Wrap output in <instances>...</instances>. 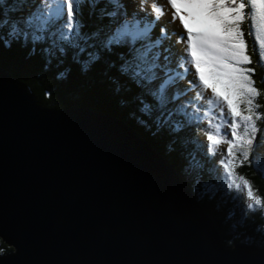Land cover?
Segmentation results:
<instances>
[{
    "label": "water",
    "instance_id": "water-1",
    "mask_svg": "<svg viewBox=\"0 0 264 264\" xmlns=\"http://www.w3.org/2000/svg\"><path fill=\"white\" fill-rule=\"evenodd\" d=\"M209 216L122 120L42 107L0 67V264H264Z\"/></svg>",
    "mask_w": 264,
    "mask_h": 264
},
{
    "label": "snow or ice",
    "instance_id": "snow-or-ice-1",
    "mask_svg": "<svg viewBox=\"0 0 264 264\" xmlns=\"http://www.w3.org/2000/svg\"><path fill=\"white\" fill-rule=\"evenodd\" d=\"M97 3L98 0H92L90 6L95 8ZM168 3L176 10L173 20L179 18L187 32L186 41L183 34L177 38V43H186L187 47L184 53L179 55L175 68L170 66L171 50H161L164 41L171 39L167 30L162 27L160 35L155 40L152 39V31L164 14L163 9L155 4L154 19L140 20L135 15L129 19L125 15L121 20L120 10L124 5L120 0H108L105 8L111 7L113 10H102V15L112 18L115 27L109 26L107 32L97 30L91 34H82L80 10L83 0H41L26 17L13 19L8 11H0V29L7 28V33L0 35V43L7 48L14 41H31L35 45L51 39L54 47L67 45L79 49V53H84L87 47H93L88 43L93 39L98 40L100 46L107 51H112L113 47L127 46L131 55L128 59L121 55L123 63L119 71L143 90V93L135 98L141 105L139 111L152 120L158 131L167 128L169 131L179 132L185 126L184 121L191 125L202 119L200 112H189L187 104L177 103L191 90L178 87L179 81L185 79L190 71L187 67L190 62L196 69L201 87L205 90L211 89L212 99H208V105L223 104L227 108V116L231 118V139L220 137L219 130L216 134L207 133L206 139L209 143L206 148L214 153L219 143L228 144L227 157L220 161L228 177V187L239 189L242 185L251 201L246 208L254 211L257 206H264V199L254 194L247 179L235 175L234 168L248 161L256 133L260 130L256 121L264 118V113L257 111L260 105H257L256 99L261 90L255 87L252 79L255 69L246 67L251 63V57L247 54V43L241 28L244 20L248 19L244 10L250 6L254 10V22L251 25L254 29L253 39L255 45L264 50V0H249L248 5L244 0H181L179 4L177 0H168ZM189 20L200 27L194 31L189 26ZM60 51L64 52L65 48L61 46ZM98 59L97 53L89 52L88 60L83 62V69L88 70ZM258 63H264V56ZM202 66L208 69V78L201 70ZM60 76L63 77L64 73H60ZM209 78L213 83L208 82ZM189 83L193 84L191 81ZM217 84L222 85L223 92L218 91ZM144 95L150 96L154 103L145 101ZM197 98H201L199 93ZM188 103L191 104L192 101ZM170 104L175 106L169 107ZM221 115L223 116V109ZM140 122L149 126L146 120ZM241 127L242 133L238 132ZM261 218L264 219V212L261 213ZM0 255H3L2 249Z\"/></svg>",
    "mask_w": 264,
    "mask_h": 264
},
{
    "label": "trees",
    "instance_id": "trees-1",
    "mask_svg": "<svg viewBox=\"0 0 264 264\" xmlns=\"http://www.w3.org/2000/svg\"><path fill=\"white\" fill-rule=\"evenodd\" d=\"M35 2L2 0L0 11H8L13 19L26 17L27 9H33ZM244 2L248 5L246 0ZM91 3L92 0H83L80 10L82 34H91L97 30L107 32L109 26L115 27L112 18L102 15V10H113L111 7L105 8L108 0H98L95 8L90 6ZM249 9L250 6L245 8L248 19L241 25L243 38L247 43V54L251 57V63L246 67L255 69L252 79L255 87L261 90L256 99L257 105H260L257 111L264 113V63H258L263 55L253 39L247 13ZM120 11V19L123 20L124 8ZM191 22L193 25V21ZM6 33L7 28L0 29V35ZM88 43L93 47H87L84 53H79V49L67 45L54 47L51 39L35 45L31 41H14L7 48L0 43V67L24 83L35 102L42 107H84L94 112H105L122 120L176 169L196 202L210 215L222 245L231 246L237 241H243L258 247L264 246V219L261 218L264 207L257 206L254 211L248 210L238 196L239 193L228 187L211 157V152L202 140L197 139L200 133L198 123L188 125L187 121H184L185 126L179 132H172L167 128L158 131L152 120L139 111L141 105L135 98L141 95L143 90L119 71L123 63L121 55L123 54L125 59L130 58L128 47H113L112 51H107L100 46L98 40H89ZM81 45L83 46V42ZM61 46L65 48L64 52L60 51ZM89 52L97 53L99 59L93 62L88 70H84L82 65L88 60ZM60 73H64V76L61 77ZM143 98L154 103L150 96L144 95ZM174 106L175 104L169 105ZM141 120H146L149 126L142 124ZM256 125L260 130L256 133L248 161L238 166L237 171L249 181L261 199H264V155L258 154L255 149L256 146L264 145V118L256 121ZM0 249L4 252L10 247L0 242Z\"/></svg>",
    "mask_w": 264,
    "mask_h": 264
},
{
    "label": "rangeland",
    "instance_id": "rangeland-1",
    "mask_svg": "<svg viewBox=\"0 0 264 264\" xmlns=\"http://www.w3.org/2000/svg\"><path fill=\"white\" fill-rule=\"evenodd\" d=\"M35 1H36L35 2L36 5L40 4L41 2V0H35ZM177 1H178V4L181 2V0H177ZM246 1L249 4V0H246ZM120 2H122V4L124 5V14L129 19H131L133 15H135V17L140 20H151L155 18L156 14L154 13V10H153L154 6H149L147 0H120ZM156 6H159V5H156ZM33 9L29 8L27 9V12L29 13ZM253 11L254 10L250 7V9L247 12L249 14L250 27L254 22L253 21ZM190 22L191 21L189 20V26L192 27L194 31L196 30V27L198 28L200 27V25L195 22H193V25H194L193 27L192 22L191 24ZM256 22L258 23V14L256 16ZM162 27L165 28L167 32H169L171 39H167L164 41L161 50H163V48H169L171 50L172 64L170 66L175 68L177 66L179 55L184 53L187 47L186 43H183V42L177 43L176 42L177 38L181 34H183L185 41L187 40V38L185 37V34L181 29H177L175 27L177 32L171 31L170 27H167V23L165 24L163 20L159 19V21L156 23V26L154 27L152 34H151L153 40H155L160 35V29ZM251 31L252 33H254V29L252 27H251ZM180 51H182V53ZM261 52H262V55L264 56V50H261ZM164 54L167 55L168 53H164ZM187 67L190 69V71L188 72V75L185 79L179 81L178 87L180 89H191V90L187 91L186 94L178 102L184 103L185 101L186 104L188 105L189 112L198 111L202 114V119L197 124L198 125L197 128L200 131L199 135L197 136V139L199 138L200 140H202V143L204 144V146H206L209 143V141H207L206 139V134L207 133L216 134L217 130H219L218 135L220 137H223L225 140L231 139V128L229 127L231 118L227 116V108L223 104H219V103H216L213 106L208 105V102H207L208 99H212L211 89L209 88L205 90L203 87H201L199 78L196 75V69L191 65L190 62L187 64ZM201 70L206 73V78H208L207 77L208 69L202 66ZM190 81L193 82L194 86L193 84L189 83ZM208 82L211 84L213 83V80L209 78ZM217 89L218 91L223 92V87L221 84H217ZM197 93H199V96L201 98L199 99L197 98ZM189 101H192V103L189 104L188 103ZM197 105H202V107L197 108L196 107ZM221 109H223V116L221 115ZM225 121H227V123ZM238 132L242 133L243 128L241 127L240 129H238ZM227 148H228L227 143H219L215 148V152L214 153L211 152V157L213 161L215 162V164L218 166L219 171L222 173L223 179L228 184V177L223 168V165L220 163L221 160L227 157ZM255 149L257 150L258 154L264 155V145H261L259 147L256 146ZM237 156H239L238 153H237ZM234 173L236 176L244 177L243 175L238 173L237 167L234 168ZM237 183H239V181H237ZM231 188L233 190H236V192L239 193L238 196L244 201L245 206L249 202H251L249 198L247 197V191L243 189L242 185L239 189L236 187H231ZM252 189L254 191V194L260 197V195L257 193V191L253 187Z\"/></svg>",
    "mask_w": 264,
    "mask_h": 264
},
{
    "label": "bare ground",
    "instance_id": "bare-ground-1",
    "mask_svg": "<svg viewBox=\"0 0 264 264\" xmlns=\"http://www.w3.org/2000/svg\"><path fill=\"white\" fill-rule=\"evenodd\" d=\"M147 1H148L149 6H154V4L159 5V7L161 6L164 14L160 17V20H163V22L165 24L167 23V27H170L171 31L177 32L176 28L181 29L184 32L185 37L187 38V32L183 28V26L181 25L179 18L173 20V13L176 10L172 8L171 4L168 3V0H147ZM177 3H178V1H177ZM188 23H189V21H188ZM190 24H191V22H190ZM180 52L182 53V51H180Z\"/></svg>",
    "mask_w": 264,
    "mask_h": 264
},
{
    "label": "flooded vegetation",
    "instance_id": "flooded-vegetation-1",
    "mask_svg": "<svg viewBox=\"0 0 264 264\" xmlns=\"http://www.w3.org/2000/svg\"><path fill=\"white\" fill-rule=\"evenodd\" d=\"M0 242H2V243H4L3 241H1L0 240ZM5 244V243H4ZM5 245H7V244H5ZM8 246V245H7ZM10 247V246H9ZM11 250V247H10V249L9 250H7V251H10ZM7 251H4V252H7Z\"/></svg>",
    "mask_w": 264,
    "mask_h": 264
},
{
    "label": "clouds",
    "instance_id": "clouds-1",
    "mask_svg": "<svg viewBox=\"0 0 264 264\" xmlns=\"http://www.w3.org/2000/svg\"><path fill=\"white\" fill-rule=\"evenodd\" d=\"M233 245V244H232Z\"/></svg>",
    "mask_w": 264,
    "mask_h": 264
}]
</instances>
